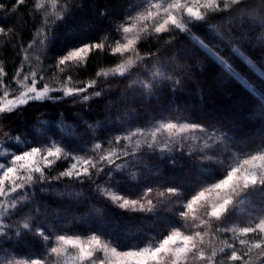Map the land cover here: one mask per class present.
Instances as JSON below:
<instances>
[{
    "label": "trees",
    "instance_id": "trees-1",
    "mask_svg": "<svg viewBox=\"0 0 264 264\" xmlns=\"http://www.w3.org/2000/svg\"><path fill=\"white\" fill-rule=\"evenodd\" d=\"M140 2L67 0L64 19L52 17L49 20L33 7V0H25L19 5L17 0H0L4 6L0 9V27L7 31V35H0V66L7 86L16 85L22 71L30 68L37 77L49 82L54 80L56 84L63 83L69 75L72 85L76 86H84L95 79L96 87L89 89V93L101 91L100 96L87 100L83 97L88 93L65 98L63 92L56 91L54 99L32 102L21 108L19 115L10 114L7 128L20 138L18 144L26 149L56 144L73 156L93 160L107 155L110 150L128 153L116 158L112 164H103V172L92 169L90 178L61 176L71 158L54 160L50 168H45L48 178L40 179L30 187L28 200L24 202L28 207L20 215L11 217L10 238L2 237L0 243L9 253L18 252L22 256L45 253L44 242L37 235L22 238L12 235L25 220L37 229L57 234L67 232L87 236L104 232L125 244L137 246H143L152 237L159 240L167 235L171 222L184 223L175 215L179 204L169 202L174 197L161 201L153 212L141 213L120 209L101 194L107 188L134 197L149 186L163 190L166 186L177 185L185 192L196 186L201 169L208 162L195 158L196 151L179 143L172 144L166 134L158 133L152 143L148 131L159 123L202 125L217 134H227L229 147L233 143L255 147L264 141V80L257 79L238 58L234 61L226 56L260 91L246 89L218 65H210L191 41L185 39L184 33L175 39L168 34H164L163 40L148 36L137 45L141 55L147 57L143 61L146 72L150 74L154 67H159L165 75L181 80L180 85L162 81L152 89L153 95H148L139 86L130 87L134 81L146 79L144 72H138L140 65L132 70L137 74L130 78L98 76V72L111 69L117 63V57L106 51L91 52L83 67L63 71L57 67L58 58L69 48L89 41L99 42L105 35L110 41L114 40L119 35L115 32L116 25L122 22L124 15L134 11L133 5ZM254 2L256 6L247 9L244 15L237 14L214 23L225 34L224 42L219 45L221 54L237 46L261 67L264 65V24L260 20L264 18V4L260 0ZM42 33H48V38L42 39ZM197 34L208 38L205 30ZM149 64L152 67H147ZM138 129L148 131L144 136L133 137L131 144L126 140L116 143V138ZM137 140L140 141L139 148L136 147ZM148 143H152V147H148ZM166 143L168 149H165ZM97 144L101 145L99 150L95 148ZM189 152L193 153L192 157ZM174 156L180 157L178 163L169 162ZM123 160L126 163L121 166ZM259 204L257 198L253 205L257 211ZM247 219L246 209L240 213L239 220L233 222ZM215 228L213 222L210 233L215 232ZM216 237L214 247L217 250L224 246V241L235 243L232 233H216ZM209 238L206 237V241ZM237 247H240L238 243ZM251 256L252 264H264V256L258 255L256 250Z\"/></svg>",
    "mask_w": 264,
    "mask_h": 264
},
{
    "label": "snow or ice",
    "instance_id": "snow-or-ice-1",
    "mask_svg": "<svg viewBox=\"0 0 264 264\" xmlns=\"http://www.w3.org/2000/svg\"><path fill=\"white\" fill-rule=\"evenodd\" d=\"M24 3L25 0H17L18 5ZM260 3L264 4V0H260ZM255 6L254 0H141L138 5H133L134 11L124 15L122 22L116 25L115 32L119 35L114 40L110 41L105 35L99 42L89 41L69 48L58 58L57 67L61 71L83 67L91 52L106 51L117 57V63L111 69L98 72V76L130 78L137 74L132 70L140 65L138 72H144L146 79L134 81L130 87L139 86L148 95H153L152 89L162 81L180 85L181 80L165 75V71L159 67H154L150 74L146 72L143 61L147 57L141 55L137 45L148 36L163 40L164 34L175 39V36L184 33L185 39L191 41L210 65H218L246 89L260 91L225 57L234 61L238 58L260 80H264V65L257 67L237 46H232L221 54L219 45L224 42L225 34L214 23L237 14L244 15L247 9ZM3 7L0 4V9ZM33 7L43 12L45 17L53 16L57 20H63L67 14V0H33ZM260 23L264 24V18H261ZM201 30L208 33L207 39L197 34ZM0 35H7L4 27H0ZM48 35L42 33V39H47ZM147 67L152 66L149 64ZM3 76L4 70L0 68V115L14 111L19 115L17 110L31 101L54 99L49 96V92L57 89L46 84L38 89L35 73H31V76L24 75L16 81L19 90L15 95H10ZM29 79L31 83H28ZM72 83L69 75L59 90L65 96L88 93L83 97L85 100L101 95V91L89 93V89L96 87L95 79L81 88L70 86ZM146 131L148 130L132 131L116 138V143L126 140L131 144L133 137L144 136ZM197 132L201 135L195 139L203 140V144L196 149L195 158L208 163L201 169L199 180L192 189L185 192L177 185L166 186L163 190L149 186L134 197L107 188L101 193L116 207L141 213L153 212L161 201L174 197L169 202L179 204L175 215L184 223L171 222L167 235L159 240L152 237L143 246H137L125 244L119 238L108 236L104 232L87 236L69 235L67 232L57 234L47 229H37L29 220H25L12 235L17 238L37 235L44 242V255L7 253L5 258H0V264H233L236 261L240 264H252L251 254L254 250L258 255L264 256V141L255 147L237 143L229 147L230 138L227 134H217L202 125L180 122L160 123L153 126L148 135L152 137V143L158 133L166 134L169 142L174 138H179L182 142L184 134ZM135 143L139 148L140 141ZM152 143H148V147H152ZM168 147L166 143L165 149ZM95 148L99 150L101 145L97 144ZM127 154L126 150L122 153L110 150L107 155L102 154L97 160H93L73 156L56 144L47 148L31 147L12 154H6L0 148V156H6L0 160V236L10 238L11 217L20 215L28 207L24 202L28 200L30 185L44 177L45 168H50L54 160L70 157L71 163L60 175L79 179L82 175L90 178L92 169L103 172V164H112L116 158ZM188 155L192 157L193 153L189 152ZM50 157L53 159H49ZM179 160L180 157L174 156L169 162L178 163ZM257 198L260 200L258 211L253 206ZM246 209L248 219L234 223ZM253 212L256 214L253 215ZM213 222L216 223L215 232L210 233ZM216 233H232L231 238L235 243L224 241V246L217 250L214 247ZM206 237H210L208 241ZM18 242H22V239H18ZM218 256L220 259H217Z\"/></svg>",
    "mask_w": 264,
    "mask_h": 264
},
{
    "label": "rangeland",
    "instance_id": "rangeland-1",
    "mask_svg": "<svg viewBox=\"0 0 264 264\" xmlns=\"http://www.w3.org/2000/svg\"><path fill=\"white\" fill-rule=\"evenodd\" d=\"M53 16H47V18H52ZM48 20V19H47ZM31 65V64H30ZM0 68H2L0 66ZM31 73H35L36 76L35 78L37 79L38 83H37V88H41L42 85H50L51 87L53 88H56L57 90L56 91H59V92H63L61 90H59L62 86H63V83H60V84H56L54 82V80L52 81H44L43 79L37 77V73L32 71L30 68H28L27 70H24L22 71V73L20 74L19 78L24 76V75H29L31 76ZM4 77L5 75L3 76V81H4ZM18 78V79H19ZM28 83H31V79H29ZM5 84V82H4ZM6 85V84H5ZM7 86V85H6ZM72 87H77V88H81V87H84L82 85H79V86H76V85H70ZM9 87V86H8ZM10 89V95H15L16 92L19 90V86L16 84L12 87H9ZM56 91H50L49 92V96L53 97V95L55 94ZM82 94V93H80ZM79 94V95H80ZM65 96V95H64ZM78 96V95H77ZM75 96H65V98H73ZM38 101H42V100H38ZM32 102H35V101H31L30 103ZM29 103V104H30ZM23 108V107H22ZM20 109H18L17 111H19ZM16 114V112H12V113H4L2 115H0V148L3 149V151L6 153V154H12V153H17L19 151H23V150H28L26 148H23L21 145H19L18 143L20 142V138H17L14 134H12V132L10 130H8V124H7V120H8V117L10 114ZM175 123V122H174ZM182 123H191V122H182ZM160 124V123H159ZM158 126V125H157ZM201 134L200 133H186L184 134V140L181 142L179 140V138H174L172 140V144H177L179 143L180 145H182V147H188L190 148L191 151H196L197 148H199L202 144H203V140L201 139H195V137H199ZM175 141V142H174ZM16 145H19V148L16 147ZM30 149V148H29ZM6 158V156H0V160ZM49 159H53V158H49ZM126 163L125 160H123L120 165H124ZM38 175V174H37ZM48 176L46 175V172H44V177L41 178V180H44V179H47ZM30 187H34V184L30 185ZM34 191V189H33ZM257 206V205H256ZM260 206V204H259ZM259 206H257L259 209ZM3 236H0V243H1V239H2ZM9 253L8 250L6 249H3L1 247V244H0V258H5V255ZM19 258V257H17Z\"/></svg>",
    "mask_w": 264,
    "mask_h": 264
}]
</instances>
